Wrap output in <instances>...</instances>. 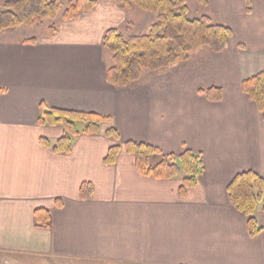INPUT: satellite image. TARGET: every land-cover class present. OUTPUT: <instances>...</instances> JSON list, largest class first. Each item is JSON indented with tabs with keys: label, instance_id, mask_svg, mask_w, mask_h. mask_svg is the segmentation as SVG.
<instances>
[{
	"label": "crops",
	"instance_id": "0c3cea01",
	"mask_svg": "<svg viewBox=\"0 0 264 264\" xmlns=\"http://www.w3.org/2000/svg\"><path fill=\"white\" fill-rule=\"evenodd\" d=\"M206 7L232 31L225 51L143 73L128 88L106 82L102 38L120 32L132 9L99 0L74 21L58 19L55 33L34 43L18 29L0 32V263L264 264L262 203L261 232L251 238L227 195L238 174L264 181V120L241 91L242 81L264 72V0H252L250 13L244 0ZM211 87L221 101L199 93ZM41 108L110 118L119 139L102 126L75 139L70 153H54L40 140L54 142L63 129L39 125ZM129 141L201 155L197 185L181 197L182 178L141 175L123 147ZM114 145L121 150L106 165ZM83 184L92 187L87 200ZM36 210L50 212V229L35 225Z\"/></svg>",
	"mask_w": 264,
	"mask_h": 264
},
{
	"label": "trees",
	"instance_id": "16d2710c",
	"mask_svg": "<svg viewBox=\"0 0 264 264\" xmlns=\"http://www.w3.org/2000/svg\"><path fill=\"white\" fill-rule=\"evenodd\" d=\"M99 0H0V32L21 26L40 27L44 21L55 20L60 15L63 22L76 20L81 12L92 11ZM123 10L133 5L156 16L155 23L147 34L125 40L116 29L107 30L102 38V47L112 55V65L106 70V82L116 88H128L137 83L143 71L157 72L168 69L177 63L190 60V55L201 49L209 53H223L232 37L227 26L214 23L209 17L191 18L186 0H108ZM205 7L208 0H199ZM245 10L251 12V1L244 0ZM56 31L48 28L49 36ZM28 39L26 43H34ZM241 91L253 101L264 120V72L242 81ZM199 93L208 101L219 102L222 91L211 87ZM110 118L93 113H79L41 108L38 124L59 125L63 129L61 138L54 142L41 139V143L54 153L68 154L80 135H95L105 126L104 135L118 141V133L110 125ZM125 151L132 155L136 169L145 177L157 180L182 178L179 196L197 185L203 173L201 155L185 151L180 155H167L150 145L137 142L123 144ZM121 146H112L104 160L113 165ZM157 160L153 162V160ZM92 193L89 184L80 187L81 200H87ZM228 199L246 219L249 237L260 234L261 229L255 217L257 205L262 203L264 210V181L252 172L238 174L227 186ZM34 221L37 227L50 229L51 215L47 210H36Z\"/></svg>",
	"mask_w": 264,
	"mask_h": 264
},
{
	"label": "rangeland",
	"instance_id": "374dc122",
	"mask_svg": "<svg viewBox=\"0 0 264 264\" xmlns=\"http://www.w3.org/2000/svg\"><path fill=\"white\" fill-rule=\"evenodd\" d=\"M250 1L252 3V0ZM208 3H209V0H208ZM186 6L188 8L189 16L191 18H196V17H201V16H207L211 18L209 10L207 9V7L202 5L199 0H186ZM130 9L134 10L133 14H131L128 17V20L120 28V32L118 31L125 40L133 36L147 34L150 31L151 26L155 23V20H156V16L154 14L148 13L134 5ZM58 19H60V15H58V17L55 20L44 21L42 26L37 27V28L21 26L16 29L19 30L18 32L20 33L19 35L20 38L25 35L29 39H38L43 36L49 35L48 28L50 26H55ZM207 51H208L207 49H201L196 52H193L190 55V59H193L194 56L203 54ZM105 53H106L108 66H111L112 65V55L106 50H105ZM188 62L189 61L185 62L184 64ZM143 73L145 76L147 74H151V72L148 73L147 71H143ZM156 161H157L156 159L153 160V162H156ZM0 264H82V263H67V262H56V261L51 262V261H42V260L37 261V260H32V259L31 260L27 259L23 261H12V260L5 259L3 261L1 260ZM84 264H88V263H84Z\"/></svg>",
	"mask_w": 264,
	"mask_h": 264
}]
</instances>
